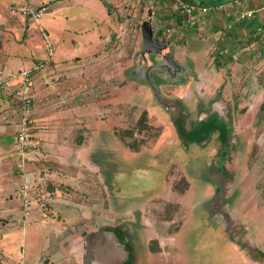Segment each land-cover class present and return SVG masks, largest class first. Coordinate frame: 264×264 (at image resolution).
<instances>
[{"label": "rangeland", "instance_id": "rangeland-1", "mask_svg": "<svg viewBox=\"0 0 264 264\" xmlns=\"http://www.w3.org/2000/svg\"><path fill=\"white\" fill-rule=\"evenodd\" d=\"M254 1L258 0H244L243 4L239 1L217 13L215 9L202 12L201 0H0V23L7 19L12 25V17L23 16L21 29L14 34L17 39L29 27L33 40L30 44L38 48L34 64L43 67L54 61L64 65L53 89L47 81L36 82L33 75V96L37 90L43 93L36 99L26 93L30 82L22 85L0 69V113L9 111L4 133L13 137V145L1 156L0 170L21 179L8 198L9 204L22 207L18 191L35 186L50 206L46 218L41 216L42 208L32 206L24 219L18 217L17 225L8 221V228H0L4 256L0 264H13L18 258L23 264H126L132 252L128 254L118 240L122 250L108 236L98 239L89 234L83 243L80 238L96 228L106 232L115 223L122 227L129 217L122 213L140 215L141 207L143 217L148 218L150 234L162 248L159 249L174 247L173 264H264V112L256 107L264 103V32L258 39L251 33L261 24L255 13L242 22L231 21L245 3ZM203 3L209 7L208 2ZM188 5H195L189 13L185 11ZM10 8L16 14H10ZM35 12L40 16H29ZM258 13L264 18V13ZM148 14L156 40L172 47V56L183 70L168 77L155 74L153 82L162 96L183 101L181 114L184 111L187 119H193L196 110H201L203 100H198L200 95L194 91L207 88L210 93L220 87L230 106L234 130L249 124L252 110L261 121L257 128L256 123L248 128V143L241 156L227 164L232 173L226 199L227 211L240 221L243 232L261 250L259 260L246 259L243 248L204 209L211 178L218 179L213 177V142L204 138L202 144L184 147L173 129L175 110L159 105L142 78L145 65L161 62L152 52L140 57V22ZM3 26L1 23L0 49L4 48L5 53L0 52V67L9 53L15 52V48H8L9 42L15 44L12 29L2 30ZM48 46L53 47L49 55ZM89 50V59L81 58L77 63L82 67H68L71 61L66 65L64 61L68 60L61 59ZM135 64L139 65L138 72H134ZM16 88L30 101L36 103L39 99L34 112L32 105L27 112L21 108ZM49 93L54 98L45 99ZM190 96L192 101H186ZM143 108L145 118L137 122ZM24 112L28 113L26 120L34 140L18 147L15 136L23 128ZM43 112L59 114L60 129L54 128L55 119ZM11 120L17 125L12 126ZM49 135L62 145L55 150V159L44 143ZM235 156L231 155L232 160ZM211 168L214 170L210 172ZM73 182L79 185L76 189ZM55 187H63L75 200L69 202L67 195ZM12 188V184L2 182L0 195ZM50 188L51 192L47 191ZM53 205L59 211L58 217ZM96 207L102 213L95 211ZM35 212L40 228L31 235L25 223ZM170 212H175L173 224L167 222ZM67 234L78 235L77 240L69 241ZM154 245L148 244L147 249L153 251ZM141 246L144 248V243ZM116 248V254L111 253ZM148 257L149 264H155V258ZM156 264L171 263L163 255Z\"/></svg>", "mask_w": 264, "mask_h": 264}, {"label": "flooded vegetation", "instance_id": "flooded-vegetation-1", "mask_svg": "<svg viewBox=\"0 0 264 264\" xmlns=\"http://www.w3.org/2000/svg\"><path fill=\"white\" fill-rule=\"evenodd\" d=\"M151 39L152 42L164 45V47L160 49V51L156 52L148 49L147 54L149 55L150 52L154 53V55H157L159 57L161 62L152 61L145 65V68H143L142 78L145 79L146 84L149 85V88L159 105H161L165 109H174L175 113L177 112L173 119V129L177 135L178 140L181 143H184V147L191 143L200 144V142L204 138L213 142V157L216 160V162H214L216 164V168L215 170L214 168H211L209 171L211 172L212 170H214V173L218 179L215 180L214 178H211V192L208 200L214 195H222V200L221 202H219L218 205V210L222 212L221 220H223L225 216L232 217L236 220V223L233 222V224H228V230L224 231L230 239L232 238V240L235 241L237 245L239 244V247L243 248L241 252L244 254L246 259L250 260L255 257L256 254L261 252V250L256 244L252 243V241H250L249 236L243 232V228L241 227L242 225L239 224L240 221L237 220L230 213V211H227L226 209V199L230 188L229 181L231 179L230 176L232 173V168L230 166L227 167V164L230 165L232 164V162L235 163V159H237L238 156H241L243 146L248 143L246 137L248 128L252 127L251 124L253 123H256L257 128L259 122L261 121L258 120L255 114V110H252L249 119V124L245 127H242V129L234 130L232 128V125L230 124V106L228 100L225 99L224 96H222V89L220 87H214L213 89H211L210 93H208V91L206 90L207 88L205 90H197V86V91L194 92L200 95L199 97H197L198 100H203L201 104V110H196L195 117L193 119H187V115L184 113V111L183 114H181V107H185L183 101L180 99L175 100L171 97L162 96L158 87L153 82V76L155 74H162L168 77L171 76L173 73H180L181 71H183L182 66L180 65V63L174 60L172 56V47L169 44L162 42V40L160 39L156 40V36L155 34H153L152 29ZM166 47H169V49H166ZM164 52H167L168 58L171 60L170 66L166 65V61L162 56V53ZM140 57H142L141 54ZM138 68L139 65L135 64L134 72H138ZM154 86L157 90L156 96L153 92ZM191 93H193V90ZM221 100L224 101L225 104L221 103ZM186 101H192V96L186 99ZM214 103H216V106L212 109L211 105ZM256 107L261 112H264V103H258L256 104ZM209 109L211 113L209 115L201 117V114L208 112ZM178 110H181V112H179ZM141 113H144L145 115V109L141 111L140 114ZM178 114H181V116H178ZM253 130L255 129L252 128V131ZM225 137L227 138V140L223 143L221 139ZM232 154L234 156L236 155V158L234 157V160H232ZM94 163L96 164L97 162ZM208 200L204 208L207 206ZM143 209V207L139 209L140 215H135V213L129 214V211L123 212V215L124 213H126L129 215V217H126L122 227H120L121 225L115 223L112 226L113 228L109 229V231H112L114 233L116 239L122 243L125 251L128 254L132 252V257L129 259L130 262H128L129 260L126 261V264H149V261L151 259L148 256H153L155 258L156 264L163 255L168 256V259H170L171 264L175 263L174 247L169 246V250H161L162 248L159 246L158 242H155L156 237L150 234L151 231L150 229H148L149 221L147 217H143ZM161 210H164V208L162 207ZM151 212L154 213L153 210ZM213 219L215 218L213 217ZM175 221V212H170V219H168L167 222L169 224H173L175 223ZM146 231H148V235H146ZM169 232L170 229L166 232L165 238L168 237L167 233ZM152 242H154L155 247L152 246L154 249L153 251H150L147 249V246L148 244H152ZM143 243L145 245L144 248L141 246L143 245ZM161 243L162 242H160V244ZM165 245L167 246L166 243ZM162 247H164V245ZM139 252H141L142 254Z\"/></svg>", "mask_w": 264, "mask_h": 264}, {"label": "crops", "instance_id": "crops-1", "mask_svg": "<svg viewBox=\"0 0 264 264\" xmlns=\"http://www.w3.org/2000/svg\"><path fill=\"white\" fill-rule=\"evenodd\" d=\"M203 2H208L209 3V7L211 8L210 10H213V6L214 5H217V4H221V1L220 0H207V1H205V0H202ZM230 1H233V0H230ZM241 2V4H243V2H244V0H238V2ZM262 2V0H258V1H254V3H252V4H247V3H245L244 4V7H246V5H249V6H247L246 8H254V7H257V6H259L260 5V3ZM200 6L202 7V6H204V3H200ZM15 11V9L14 8H10L9 10V12H11L10 14H16L15 12H12L13 10ZM223 9V8H222ZM222 9H219V10H214L215 12H221V10ZM209 10V11H210ZM256 15H255V18H258V19H260V23H264V18H262V17H260L261 16V14H259L258 12L257 13H255ZM227 16H228V14H227ZM23 16H21L20 14H19V16H17V17H12V25L10 24V23H7V19H2V21H1V23L4 25L3 27H2V30H6L7 29V31L8 30H10V29H12V34H13V37H14V40H15V44H13V43H11V42H9V45H8V48L10 49V51L12 50L11 48H15V52H12L11 54H14V55H11L10 53H9V55L10 56H12V57H10L8 54H7V56H9L8 57V60L6 61V60H3V67H0V69H2V70H5L10 76L11 75H13V74H17V72L19 71V70H23V69H26V68H31V69H33L32 70V72H31V74H30V80L31 79H33L34 77H36V78H34L35 79V81L37 82V81H39V80H41L42 81V83H46V81L48 82L47 84L53 89V84L54 83H58L59 81H58V79H57V76L59 75V74H62L63 72L62 71H60L61 70V66H63L64 67V65H62V64H58V63H56L55 64V62L53 61V64L52 65H47V64H42V65H44L43 67H41V65L39 64V63H36V64H34L36 61H34V53L37 51V45H36V48H33L32 46H31V44L30 43H33V40H32V38L30 37V35L28 34V28L29 27H26L25 28V33H21V36L17 39L16 37H15V35L14 34H17V32L18 31H20V29H21V25H22V20H21V18H22ZM230 17V16H229ZM231 19V18H230ZM241 22L242 21H244V20H247L246 18L245 19H239ZM232 22H235V20H231ZM238 21V20H237ZM0 23V24H1ZM193 23H195V22H193ZM42 30H44V31H46V29L44 28V27H40ZM256 30V29H255ZM263 31L262 32H264V29H262ZM1 33V32H0ZM39 35V34H38ZM83 42H85L86 40H82ZM88 42V41H87ZM83 44V43H82ZM10 45H14V46H10ZM79 47V45H77V47L76 48H78ZM4 51V48H2L1 47V49H0V52L2 53V54H4L5 52H3ZM90 53H91V50H89L88 52H86L85 51V53H83L82 55H72V56H68L67 58H65V57H63V58H61V59H67L68 61H64L65 63L64 64H66L67 65V63H69V61H71V63H69L68 65V67H76V66H80V67H82V64L80 65V64H77L78 62H80V60H81V58H87V59H89L87 56H89L90 55ZM52 61V60H51ZM36 65H38V66H36ZM45 65L46 66H49V67H47L46 68V70H43L42 68H44L45 67ZM65 65V66H66ZM58 68H57V67ZM9 69H11L10 70V72L8 71ZM14 69V70H13ZM60 69V70H59ZM70 71H71V69H70ZM15 72V73H14ZM35 74V76L33 77V75ZM46 77V78H45ZM32 84H31V81H30V85L27 87V90H26V93H28V94H31L32 95V97H34V99H36V96H41V95H43V93L41 94V90L40 91H36L35 93H34V96H33V91H32ZM44 91V90H43ZM52 92H55V93H51V94H56V91H52ZM53 98H54V96H52ZM51 96H50V93L48 94V96H46L45 97V99L46 98H52ZM58 97V99L60 98V96H57ZM32 102V110H33V112L35 111V107L37 106V103H39L40 101H39V99L38 100H36V103H35V101L33 102V101H31ZM47 106L46 107H48L49 108V106H51V103L48 101L47 102ZM225 104V103H224ZM43 111H45V110H43ZM8 113H9V111L8 110H4L3 112H1L0 113V159H2L3 157H1V156H3V154L4 153H7V151H8V149L7 148H11V146L13 145L12 144V139H13V137L11 136V139L10 138H8L7 137V132H5L4 133V131H6L5 130V128H7V126H6V121H8L7 120V118H8ZM43 113H45V114H48V115H45V116H49V115H51L55 120H52L53 122H55L56 124H53V125H55V127L54 128H58V129H60V126H59V124L61 123V119H60V117L58 116L59 114H53V113H48V112H43ZM14 121V120H13ZM12 120L10 121L11 122V124H12V126H13V124L15 123V122H13ZM17 124H14V126H16ZM35 126V125H34ZM34 126H32L33 127V129L35 128ZM17 129V128H16ZM57 131V129H54V131ZM14 131H16L15 129H14ZM1 133H3V134H1ZM54 133V132H53ZM55 134V133H54ZM54 134H53V136H54ZM45 139V144H46V146H47V148L49 149V154L51 155V157H52V159H55L54 158V154H55V150H57V149H59V146H62V145H60L59 144V142L57 141V140H55V139H53L52 137H51V135H49L48 137H45L44 138ZM200 144H202V141L200 142ZM10 151V150H9ZM8 155V154H7ZM1 161V160H0ZM216 176V175H215ZM215 176H213V177H215ZM217 177V176H216ZM16 178H17V180H19L18 181V183H17V181H16ZM20 180L21 179H19L18 177H14V176H10V175H8V174H6L5 172H2L1 170H0V190H1V188H2V182H6L7 184H12L13 185V188L12 189H9V190H7V191H5V194H1L0 195V228H8V227H5V226H7V224L6 223H8V221L10 222V224H12L13 226H15V225H17L18 224V222L19 221H17L18 220V217L20 218V220L21 219H24V213H23V209H22V207L20 206V204H16V205H12V204H9V201H8V198L10 199L11 197H12V192H13V190L18 186V184H19V182H20ZM77 183L79 182V181H76ZM76 182H73L72 184H74V186H73V188L74 189H76L79 185L76 183ZM72 187V186H71ZM56 188H58L59 190H61V193H62V191L64 190L63 189V187H55L54 189H56ZM49 190H51V188L50 189H47V191H49ZM78 191H80V187L77 189ZM11 191V192H10ZM49 192H51V191H49ZM60 193V192H59ZM61 193H60V195H61ZM67 195V197H66V195ZM46 195H48V194H46ZM63 195L66 197L65 199H68L69 200V202H70V200H75V199H71V197L69 196L70 194H68L67 192H64L63 191ZM2 197V198H1ZM3 197H4V199H3ZM77 202L79 203V205H80V202L81 201H79V199H77ZM53 209H55L56 210V217H58V213H59V211L57 210V208L53 205V206H51ZM32 210V209H31ZM30 210V211H31ZM99 209L96 207L95 208V211H97V212H100V213H102V211H98ZM94 211V210H93ZM3 213H5L4 215H3ZM35 214V215H34ZM34 214H32L30 217H32V219H31V221H29V223L27 222V223H25L29 228H27V230H26V232L28 231V234H31L32 235V233H34L35 232V230L36 229H39L40 227H39V221L36 219V212L34 213ZM14 216H15V218H14ZM27 216V215H26ZM88 219V218H87ZM87 222V221H86ZM23 227V226H22ZM32 227V228H31ZM10 230H8V231H6V233L7 232H9ZM26 235V234H25ZM24 235V236H25ZM23 236V235H22ZM78 237V235H74V236H72L71 234H67V236H66V239H68L69 241L70 240H72L73 242H74V240H77V239H75V238H77ZM1 238V237H0ZM75 251V250H74ZM2 256H3V254H2V252H1V250H0V258H2ZM4 257V256H3ZM15 260H17V261H15ZM15 260H13V261H15V263H22L23 264V262H22V259L20 258H18V259H15ZM19 261V262H18ZM21 261V262H20ZM31 264H36V262L35 261H33Z\"/></svg>", "mask_w": 264, "mask_h": 264}, {"label": "built area", "instance_id": "built-area-1", "mask_svg": "<svg viewBox=\"0 0 264 264\" xmlns=\"http://www.w3.org/2000/svg\"><path fill=\"white\" fill-rule=\"evenodd\" d=\"M178 2H180V0H176ZM238 2V0H224L223 2H221V4H217L214 5L212 8L215 10H219L222 8H229L233 3ZM183 7V6H182ZM195 8V5H188V7L185 9V11L191 12V10H193ZM211 8L210 7H206V6H202L201 7V11L202 12H207L209 11ZM264 13V0H262V2L260 3L259 6L254 7V8H246L243 7L239 10L236 11V14L234 15L233 20H239V19H245V18H250L254 13ZM40 16L39 13H31V15H29L32 18H36L37 16ZM38 16V17H39ZM30 19V18H29ZM48 55L50 54V52L52 51L53 47L48 46ZM31 68H27L24 70H21L20 72H18V74H13L10 77L12 79H16L18 78V82L21 81V84L23 85L24 83H27L26 86L29 84L30 82V76L29 73H31ZM19 86L17 88H19L21 85L18 84ZM15 89L16 90V94L15 96L20 97V101H21V108L25 109V111L27 112L30 108L29 104H30V100L27 96L22 94V90L19 89ZM25 113V112H24ZM26 116L23 117V122H22V129L20 130V132L16 133V140L15 143L17 144V146H24L26 143H28L29 145L32 143V141L34 140V136H31V132L29 131V129L31 127H28V123L26 118L28 119V113H25ZM26 120V121H24ZM37 187L34 186V188H30L29 186H26L25 189L23 190H19L18 191V197L21 199V205L23 207V213L26 215L28 214V210L30 208H32V206H36L42 208L43 210L41 211V216L43 218H46L47 214H50V206H48V202H45L44 197L42 196L41 192H36ZM24 210H26L24 212ZM13 264H21V263H13Z\"/></svg>", "mask_w": 264, "mask_h": 264}, {"label": "water", "instance_id": "water-1", "mask_svg": "<svg viewBox=\"0 0 264 264\" xmlns=\"http://www.w3.org/2000/svg\"><path fill=\"white\" fill-rule=\"evenodd\" d=\"M149 15L146 17L145 20H142L140 22V32H141V38H142V48H141V55L144 56L147 54V51L148 49L149 50H152V51H160V49H162L164 47V45H161V44H157V43H154L152 42V39H151V27H150V21H149ZM192 27L195 26V23L192 22L191 24ZM166 49H169V47H166ZM162 56L163 58L165 59L166 61V65L167 66H170L171 65V60L168 58V55H167V52H164L162 53ZM221 103H224V101H221ZM216 103L212 104L211 107L212 109L216 106L215 105ZM223 106V105H222ZM211 113V111H208V112H205V113H202L201 114V117H204L206 115H209ZM94 168H96V166L93 165ZM98 177L100 178V173L98 174ZM108 190V187L105 188V192H107ZM222 200V195H214L212 196L209 200H208V203H207V206L204 208L205 211L207 212V214H209L210 217H214V221L220 225V227L223 229V230H228L229 227H227L228 224H233V222L236 223V220L233 219L232 217H229V216H225L223 218V220H221V216H222V212L218 210V205H219V202H221ZM214 210V211H212ZM96 235L98 236V239H100L101 237H109L110 239L112 238L113 241H112V244H114L115 246L117 245L119 249H121V244L119 245L117 242H116V236L114 235V233L112 231H100L98 228L96 229H93L91 232H87L85 233L84 235H82V237L80 238V241L83 243L84 241V237H86L87 235ZM83 238V239H82ZM232 239V238H231ZM82 246V244H80ZM118 248L114 249L111 253L113 254H116V251L118 250ZM83 249V247H82ZM89 251V248L87 249ZM122 250V249H121ZM84 255H85V258L86 260L88 259L87 258V255L86 254V250L84 251ZM105 260H110V258H104ZM115 264H117L115 262Z\"/></svg>", "mask_w": 264, "mask_h": 264}, {"label": "trees", "instance_id": "trees-1", "mask_svg": "<svg viewBox=\"0 0 264 264\" xmlns=\"http://www.w3.org/2000/svg\"><path fill=\"white\" fill-rule=\"evenodd\" d=\"M205 1H207V0H205ZM200 3H203V1L201 0V2ZM260 28L258 29V30H253L251 33H254V34H257L258 36H256V39H258L259 38V36H260V34L262 33V29L264 28V23L262 22L261 24H260V26H259ZM27 69V68H26ZM24 70V69H23ZM21 70H19L18 72H20ZM18 72H17V74H18ZM31 72H32V70H31ZM30 74L31 73H29V76H30ZM15 80H18V78H16ZM153 92H154V95L156 96V92H157V90L155 89V86H154V89H153ZM31 105H32V102L30 101V104H29V106L31 107ZM176 114H177V112H176ZM178 116H181V115H179L178 114ZM145 117H144V113H141L139 116H138V118H137V122H140L141 120H143ZM227 140V138L225 137V138H222L221 139V141L224 143L225 141ZM82 235V234H81ZM260 254V252L258 253V254H256V256L254 257V259H257V260H259V258H258V255ZM4 257L2 256V258H0V262L2 263V259H3Z\"/></svg>", "mask_w": 264, "mask_h": 264}]
</instances>
